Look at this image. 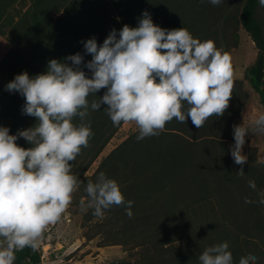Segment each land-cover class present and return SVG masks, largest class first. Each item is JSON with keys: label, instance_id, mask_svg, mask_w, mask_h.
Returning a JSON list of instances; mask_svg holds the SVG:
<instances>
[{"label": "trees", "instance_id": "trees-1", "mask_svg": "<svg viewBox=\"0 0 264 264\" xmlns=\"http://www.w3.org/2000/svg\"><path fill=\"white\" fill-rule=\"evenodd\" d=\"M16 4L19 8H15ZM108 4L116 16L112 20L97 12L101 5L104 9ZM144 11L150 14L155 25L166 30L185 28L194 38L213 40L228 54L232 47L237 46L238 29L242 27L257 48L255 61L246 67L244 79L264 104V7L260 6L259 0H222L219 6L211 5L208 0H0V35H6L9 43L7 52L0 58V125L7 127L9 134L15 135L36 123L35 117L22 112L25 98L6 89L7 83L17 74L27 72L33 77L46 71L49 60L71 64L65 58L80 53L83 57L80 67L86 76L91 77L85 64L92 57L85 51L84 41L94 37L99 46L112 29L117 31L118 36L124 25L137 27ZM236 78L229 107L223 116L210 117L199 129L190 118L186 117L185 123L173 119L160 135L142 140H137V128L110 150L92 175L86 176L92 161L122 124L113 125L107 115V105L102 104L99 111L89 108L85 122L90 121L93 135L88 146L82 148L76 159L70 162L71 174L77 177L82 189L80 196L87 199L86 186L81 182H95L96 176L103 172L117 181L126 201H134L131 211L140 205L142 213L144 200L156 191H159L156 199L164 200L155 211L136 213L132 218L126 215L124 206L106 210L110 214L108 221L117 224L118 216L122 217V228L113 235H105L104 244L99 246L126 245V237L134 238L141 234L134 238V247L147 245L152 250L145 248L137 258V264H200L199 256L210 246L204 245L206 243L202 239L208 237L210 243L217 234L216 239L222 241L220 243H228L233 264H239L240 258L248 254L259 258L256 264H264V214L258 203L259 191L264 189V162H255L252 156L248 158V163L234 165L226 147L218 152L213 140L224 142V139L232 140L234 137L233 126L246 97L243 80ZM105 91L101 89L90 95L89 104L102 97ZM73 123L78 125L79 117H75ZM15 143L23 148L31 147L22 137ZM138 153L144 158L138 157ZM138 158L150 161L138 168ZM241 167L243 177L237 175ZM135 169H139L136 176L132 173ZM130 174L132 179H129ZM79 179L82 180L79 182ZM137 179L147 183V192L138 197L136 193L141 186ZM249 179L255 181V191L248 186ZM160 189H166L168 193H161ZM211 191V196L217 198V207L223 218L235 220L226 221V226L230 224L233 229L227 230L226 226L220 229L214 222L199 225L196 229L186 222L189 221L186 211L192 203H206L208 200L204 195L208 196ZM245 197L253 203H245ZM92 214L93 211L85 216L86 221ZM162 215L183 221L178 226L167 227V219H163L165 224L162 222L158 230L156 223ZM96 227L100 228L99 225ZM204 227L206 230H203ZM119 233H123V238ZM84 236L91 239L94 232ZM178 240L182 241L181 245L174 246L173 242ZM15 256V264H42L39 248L33 250L26 247L16 251Z\"/></svg>", "mask_w": 264, "mask_h": 264}, {"label": "clouds", "instance_id": "clouds-1", "mask_svg": "<svg viewBox=\"0 0 264 264\" xmlns=\"http://www.w3.org/2000/svg\"><path fill=\"white\" fill-rule=\"evenodd\" d=\"M219 6L222 0H208ZM264 7V0H259ZM92 59L85 64L91 77L80 65V53L67 56L71 64L57 59L48 61L46 71L30 77L17 74L7 83L9 92L25 98L23 114L36 118L33 127L9 134L0 127V264H15L16 251L35 250L50 225L57 224L72 202L79 183L71 174V163L88 146L93 135L89 108L99 111L107 105L114 126L134 122L137 140L158 136L173 119L185 123L191 119L196 128L210 117H221L229 107L234 88L231 56L211 39L201 41L185 28L166 30L155 25L147 11L137 27L124 25L112 29L103 43L84 41ZM106 89L103 96L89 104L88 97ZM79 117L80 123L73 119ZM249 128L264 133V113L247 125H234V144L230 147L237 165L247 162L242 154ZM24 138L31 147L15 141ZM264 162V161H261ZM237 175L244 176L243 167ZM248 186L255 191L254 180ZM87 200L81 210L93 209L103 218L105 210L124 206L132 218L134 201L125 200L116 180L100 172L85 188ZM264 204V193H259ZM245 203H253L248 197ZM259 258L248 254L239 264H256ZM200 264H233L227 242L209 246L199 256Z\"/></svg>", "mask_w": 264, "mask_h": 264}, {"label": "rangeland", "instance_id": "rangeland-1", "mask_svg": "<svg viewBox=\"0 0 264 264\" xmlns=\"http://www.w3.org/2000/svg\"><path fill=\"white\" fill-rule=\"evenodd\" d=\"M14 6L15 8H19L18 4ZM102 6L103 5L98 8V13H102L105 16H108L111 20L116 17L112 7H110L109 4L105 5L104 9ZM5 36L0 35V58L1 55H4L9 48V43L6 40ZM230 41H232V38L230 39ZM256 54L257 48L251 40V37L242 27H240L238 29L237 46L232 47L229 51V55L232 58V64L234 68V78L237 77L236 79L243 80L242 87L243 91L246 93V97L243 98L244 106L242 107L240 114L236 117V125H247L250 119H252L254 116L260 113H264V104L262 103L258 93L244 79V71L247 66L251 65L255 61ZM88 77L90 78V76ZM0 127L5 126L0 125ZM137 128L138 127L134 122H122L109 142L105 145L98 156L92 161L90 167L85 172V175H92L95 172L100 161L110 152V150H112L115 145L119 144L126 136L133 133L134 130H137ZM213 140L215 141L218 152H221L224 147H226V150L230 152V147L234 144V137L232 140L226 138L223 140L224 142H220L218 139L214 138ZM242 154L246 155L247 158L252 156L255 157V162L264 161V133L256 132L249 128L248 135L245 136V144L242 147ZM138 157H142L141 153H138ZM146 161L150 160H142L141 158H138V168L144 166V163ZM246 163H248V161ZM234 165L237 164L234 163ZM137 172H139V169H135V172L132 173L134 174V176H136L138 175ZM129 179H132L131 174ZM81 180L82 179H79V182ZM81 184L86 186V180L84 182H81ZM138 184L141 187L138 190V194L136 193L137 197L140 196V194H145L147 192V183L143 179H139ZM165 190L166 189L160 192H166L167 194L168 191ZM81 191L82 189L78 187V189L73 193L72 202L65 213L62 215L61 220L57 224L50 225L45 231L43 238L40 240L37 248H39L42 253V264H115L116 262L119 264H137L136 260L140 255H142L145 248L149 249V251L152 250L151 247L147 248V245H139L134 247V238L142 236L141 234L135 235L134 238H129L131 236L126 237V239H124L126 241V245L99 246L101 244H104L105 235H113L115 232H119V229L122 228V217L118 216L119 219L117 218V220H119V223L115 224L114 222L108 221V218H110V214L105 210V214L102 219L92 214L91 218L89 217V220L86 221L85 216L91 214L93 209L87 208L86 210H81L80 201L82 199L87 200L85 199V197L80 196ZM158 192L159 191H156L155 194H152L148 199L144 200V210L142 213L145 212L149 214L150 212L155 211L158 207L161 206L160 203L164 200L163 198H160L159 200L156 199L159 195ZM259 193H264V189H261ZM198 195L199 193L197 194V196ZM211 195L212 191L208 196L207 194L204 195L208 200L206 203L194 202L191 205L192 208L189 207V209L186 211L189 215V221L186 222H190L196 229L199 225L203 226L210 222H214L215 225L220 226V229L221 226H226V221L230 220L232 222H235L234 219L230 218L225 220L223 218L221 211L217 207L218 204L216 196ZM137 207L139 208V210ZM260 210L264 214V204H261ZM132 211L134 212L133 215H135L136 213L140 214V205L136 206V208L132 209ZM163 219L165 221L167 219V227L178 226L183 221L182 219H170L169 215H162L159 217V220L156 223L158 224V226H156L158 227V230L161 229L162 222H164L165 224V221ZM98 225L100 226V228L96 227ZM229 228L233 229L232 225L228 224L226 226L227 230H229ZM203 230H206V228L204 227ZM93 232L94 237L91 239H86L84 235L87 233L91 234ZM202 235H204V233ZM119 236H122L123 238V233ZM216 238L217 234H215L213 242L208 243V237H204L202 240L204 241V243H206L204 245L213 246L222 242L218 241ZM181 243V240L173 242L174 246L181 245ZM247 245L251 246V244L249 243ZM252 246L255 247L254 244H252Z\"/></svg>", "mask_w": 264, "mask_h": 264}, {"label": "crops", "instance_id": "crops-1", "mask_svg": "<svg viewBox=\"0 0 264 264\" xmlns=\"http://www.w3.org/2000/svg\"><path fill=\"white\" fill-rule=\"evenodd\" d=\"M2 55H3V54H2ZM2 55H1V56H2Z\"/></svg>", "mask_w": 264, "mask_h": 264}]
</instances>
